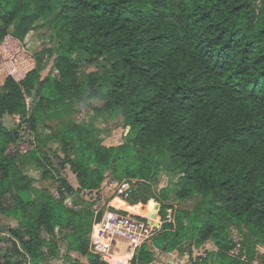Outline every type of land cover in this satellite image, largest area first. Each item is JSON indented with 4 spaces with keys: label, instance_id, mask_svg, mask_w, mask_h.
<instances>
[{
    "label": "trees",
    "instance_id": "16d2710c",
    "mask_svg": "<svg viewBox=\"0 0 264 264\" xmlns=\"http://www.w3.org/2000/svg\"><path fill=\"white\" fill-rule=\"evenodd\" d=\"M40 22L52 46L33 53L25 39ZM0 24V215L18 221L0 235L10 246L0 264L55 258L57 230L66 233L71 264H105L89 251L91 214L66 201L99 192L112 176L143 179L132 202L146 203L163 171L178 176L164 193L198 202L175 209L154 247L174 253L213 243L194 264H254L264 249V0H0ZM79 54L93 70L83 85ZM47 58L54 63L43 78ZM90 84L106 110L122 111L127 132L116 146L90 125L52 133L66 153L74 138L77 152L55 154V165L38 125L81 100ZM7 115L19 116L16 129L4 126ZM25 126L33 142L22 140ZM30 166L58 183L57 196L30 189ZM66 166L79 188L63 176ZM154 261L145 245L135 262Z\"/></svg>",
    "mask_w": 264,
    "mask_h": 264
},
{
    "label": "rangeland",
    "instance_id": "374dc122",
    "mask_svg": "<svg viewBox=\"0 0 264 264\" xmlns=\"http://www.w3.org/2000/svg\"><path fill=\"white\" fill-rule=\"evenodd\" d=\"M1 26V24H0ZM25 45L27 49L31 52L41 51L45 48H50L52 46L50 31L46 28L43 22H40L33 31H31L25 39ZM86 56L77 55V60L80 65L79 75L81 77V84L83 85L87 81V74L93 70H89V65L86 62ZM47 60V68L42 72V77H46L49 71L53 68V59ZM96 84H90L85 93L83 94L81 100L76 103L66 107L65 110L54 114L52 121H46L44 124L38 125L36 134L39 139L46 141V145L43 150L47 151L50 158L53 160L55 165H58L60 160L55 156L58 155L61 158H67L72 156L76 158V142L74 138H69L71 145L69 148V153L65 152L63 144L53 138L52 133H69L73 124H84L90 125L99 132L100 137L104 141L106 146H116L122 143L123 135L127 132V129L123 125L122 111H110L106 110L104 104L105 102L92 96ZM5 93V92H4ZM30 99H28V103ZM19 116H5L3 119V124L6 128L13 130L18 127ZM22 135V140L33 142L35 135L33 132L26 130V126L20 130ZM31 168L27 169V173L32 178L30 182V189L37 194L44 189H48L53 195L57 196L58 183L52 179L46 181L40 180V171ZM64 177L75 187L79 188V183L76 176L71 172L70 167L66 166V169L62 171ZM178 176L176 174H170L166 171L161 172L155 182L151 184V192L158 199L161 198V203L166 205H172L174 209H193V207L198 202V197H195L187 202L178 201L175 195L172 193H164L163 189L167 191L174 189V183L177 181ZM143 180V179H141ZM116 180L110 176L104 182L102 189L97 192L84 191L80 194L72 195L67 201L66 205L70 208L77 210H86L87 214H91V219L89 223H93L97 212L104 208L112 199V190L115 187ZM104 187V189H103ZM111 187L112 190H111ZM174 187V188H173ZM110 189V190H107ZM162 191V192H161ZM161 192V193H160ZM175 197V199H174ZM173 199V200H172ZM100 214V212H99ZM154 223V222H153ZM154 225L158 226L157 223ZM18 228V221L14 218L4 217L0 215V235H9V229ZM160 232V230H159ZM158 232V233H159ZM157 233V234H158ZM57 240L59 245V253L55 258H49L43 264H71L66 259L67 255V240L65 238V231L57 230ZM156 234V235H157ZM46 236V234H44ZM156 235L151 238L149 247H154V240ZM233 238L239 242L241 236L239 233L233 229ZM148 246V245H147ZM155 248V247H154ZM153 248V249H154ZM10 246L6 242H0V256L10 253ZM156 253L160 255L156 258L157 264H170L169 261H173L174 264H194L193 260L198 256L204 254L206 251H215L216 248L213 243H208L201 249H191L189 247L183 248L179 253L178 260L171 258L168 255H164V252L158 249H154ZM190 251H192V260ZM238 253V250H236ZM259 257L254 261V264H263L264 249L262 247L258 248ZM75 254V253H74ZM72 255V254H71ZM72 259H76L80 263H87V259L77 254L76 256H71ZM155 264V263H154Z\"/></svg>",
    "mask_w": 264,
    "mask_h": 264
},
{
    "label": "built area",
    "instance_id": "2783aa9c",
    "mask_svg": "<svg viewBox=\"0 0 264 264\" xmlns=\"http://www.w3.org/2000/svg\"><path fill=\"white\" fill-rule=\"evenodd\" d=\"M143 183L141 179L116 180L111 201L96 214L88 236L89 251L105 264H138L136 256L143 246L150 245L164 221L174 222V207L165 206L156 197L146 203L142 199L132 202ZM150 204L158 207L156 214L148 211ZM162 213L165 220L160 218Z\"/></svg>",
    "mask_w": 264,
    "mask_h": 264
},
{
    "label": "crops",
    "instance_id": "0c3cea01",
    "mask_svg": "<svg viewBox=\"0 0 264 264\" xmlns=\"http://www.w3.org/2000/svg\"><path fill=\"white\" fill-rule=\"evenodd\" d=\"M112 188L113 187H111V190H112ZM103 189H104V187H103ZM114 189V188H113ZM107 190H110V189H107ZM112 192H113V190H112ZM174 199H175V197H174ZM173 200V199H172ZM187 246H183V247H181L179 250H177L176 252H174V253H165L164 252V255H168V256H170L171 258H173V259H175V260H178V256H179V253L182 251V249L183 248H186ZM150 248V250L154 253V255H155V261L152 263V264H157V262H156V258L160 255V253H156L155 252V248L153 249V248H151V247H149ZM72 255L71 256H76L77 255V253H71ZM169 263L170 264H174V262L173 261H169Z\"/></svg>",
    "mask_w": 264,
    "mask_h": 264
},
{
    "label": "bare ground",
    "instance_id": "6f19581e",
    "mask_svg": "<svg viewBox=\"0 0 264 264\" xmlns=\"http://www.w3.org/2000/svg\"><path fill=\"white\" fill-rule=\"evenodd\" d=\"M153 222H154V221H152V225L155 226V225H154L155 222H154V223H153ZM155 227H158V226L156 225Z\"/></svg>",
    "mask_w": 264,
    "mask_h": 264
}]
</instances>
